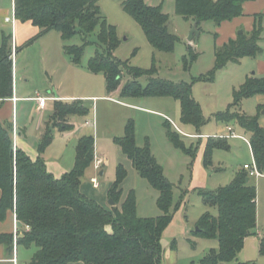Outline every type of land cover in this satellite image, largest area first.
<instances>
[{
    "label": "trees",
    "instance_id": "trees-1",
    "mask_svg": "<svg viewBox=\"0 0 264 264\" xmlns=\"http://www.w3.org/2000/svg\"><path fill=\"white\" fill-rule=\"evenodd\" d=\"M247 1L251 0H175V3L176 12L185 19H193L200 29L204 21L212 20L219 25L243 15L244 3ZM122 6L141 25L156 50H174L179 37L170 31V16L163 11L162 6L148 5L145 0H123ZM15 15L17 19L31 21L39 27V33L28 44L50 31H58L62 39L67 41L77 33L86 37L99 28V49L89 60L88 67L94 73H104L110 93L121 86L123 69L126 68L134 78L120 88L122 98L171 96L180 101L182 123L191 124L197 129L206 123L201 105L193 96L191 83L154 76L155 66L153 69L133 67L113 56L117 42L116 28L106 20L100 0H15ZM263 18V13L256 14L252 32H243L236 39L217 46L212 77L215 70L229 62H239L244 57H256L263 52L260 44L264 32ZM190 49L192 58H196L198 54L193 52L191 46ZM65 50L73 56L74 63H81L84 46L66 45ZM12 54V36H4L0 46L1 98L13 94ZM146 73L150 79L147 86L143 87L138 79ZM203 79L206 78H197ZM234 93V102L230 107L237 109L243 98L264 94V76L248 77ZM86 112L87 108L81 106V101H57L53 119L57 124L64 123L70 115ZM216 117L227 122L236 120L250 135L253 156L264 174V126L259 117L231 110L219 112ZM167 123L169 138L175 146L195 158L202 137H197V142L187 146L182 138L183 133L172 130L171 124ZM12 129V125L0 120V221L7 218L9 211L15 212L22 231L18 235V247H37L29 264H69L78 261L84 264H164L162 237L174 218V184L166 176L163 165L153 154L149 143L145 146L137 144L133 119L127 122L124 135L114 139L132 160L140 176L158 190L157 203L162 213L155 217L138 215L134 189L130 190L121 207L114 205L111 209L81 191L82 178L91 164L94 165L93 135L79 138L74 168L56 177L48 170L42 157L34 160L15 145ZM52 139V128H48L40 145L41 152ZM215 148H229L227 140L208 139L203 154V164L207 168L213 165L212 152ZM126 177L127 169L119 164L116 179L109 189V196L116 204L121 199L122 183ZM248 177L251 178L249 171L243 169L236 173L228 185L215 189L198 188L203 200L216 206L218 212L205 213L198 221L196 233L218 239L219 248L191 264H226L237 257L246 238L255 234L257 186L252 180L248 181ZM27 224L30 230L24 228ZM14 236L13 233L0 234V243L12 256ZM260 253L264 255V238L260 242ZM238 264L255 263L245 261Z\"/></svg>",
    "mask_w": 264,
    "mask_h": 264
},
{
    "label": "rangeland",
    "instance_id": "rangeland-1",
    "mask_svg": "<svg viewBox=\"0 0 264 264\" xmlns=\"http://www.w3.org/2000/svg\"><path fill=\"white\" fill-rule=\"evenodd\" d=\"M101 1L103 4L102 12L106 20L116 28L117 42L113 56L133 67L153 69L155 66L154 76L174 82L191 83L193 85V96L201 105L206 123L200 129L191 124L182 123L180 101L171 96L122 98L120 95H115L114 97H116L117 101L103 96L96 100V111H93V108L89 105L90 103L87 102L86 106L90 107V109L92 108L91 115L77 114L79 116L78 119L80 123L84 122L86 118H91L92 121L95 120L96 129L87 128L83 134H93L96 138L95 132L97 131V153L98 155L106 156L109 163L104 167L106 171L103 175H100L98 170L94 169L92 163L82 179L83 181H90V178L96 175L99 182L106 187L110 181L116 179L119 165L118 159L123 154V151L114 138L124 135L127 122L133 119L136 129V141L138 139L140 146H145L148 143L150 147L153 145L151 147V149H154L153 154L163 165L168 179L174 184L173 223L171 229L168 232L166 231L162 237L164 264L196 263L211 250L219 248L218 239L206 238L196 233L199 219L207 212L217 214L218 208L203 200L198 192L199 187L191 186V171L195 158L175 146L168 135L167 118L155 113V111L168 115L172 119L171 127L174 128L173 124L177 125L186 134L191 132L221 133L224 131L223 128L229 125L236 133L250 137L236 120L233 119L227 122L224 119H217L216 114L231 110L249 116H258L264 122V95L262 94L243 98L237 105V109L230 107L234 102V91L239 89L248 77L254 76L253 72L257 67L255 64L256 59L248 56L247 58H242L239 62H229L223 68L215 70L212 77V71L216 64V39L218 37L217 24L214 21H204L199 29L200 35L191 42L188 37L192 27L190 28L187 19L176 12L175 0H145L148 5L162 6L163 11L170 16V31L179 37V41L172 52L159 51L151 45L143 28L136 19L123 9V0ZM99 31V28H97L86 37L81 33H77L67 41L62 39L58 31H50L39 42H42L43 46L41 45V47L47 48L49 53L52 52L57 56L62 54L71 62H74L73 56L66 52L65 46H84L81 63L77 66L79 69L88 70L89 60L96 55L99 49ZM190 46L193 52L198 54L196 58H192ZM54 65L59 71L58 75L55 76V80L61 82L62 90L65 88L70 93H85V95L89 93L107 95L109 93L104 73L100 72L95 75L96 78L100 79L101 84V90L97 91V81L94 86L90 85L88 87L83 79H80L82 78L81 76L76 79L73 71L66 68V62L54 60ZM200 77L206 79L197 80ZM133 78L134 75L124 68L121 84L124 85ZM149 79L150 75L146 73L139 77L138 80L145 87ZM92 89L96 91L91 92L90 90ZM44 93L46 94L47 92L45 91ZM119 101L133 103L131 104L133 106L128 107ZM40 114L41 112H32L31 116L36 121ZM63 133L58 126L53 128L52 142L45 150L51 163L58 164L59 161V165L65 168L69 167L67 171H70L75 165L74 158L78 140L72 137L65 139ZM182 138L187 146L199 140L185 134H183ZM228 145L229 148L213 149V166L209 167L207 188L215 189L228 185L233 181L238 171L245 169L244 165L246 163L253 165L254 158L246 141L239 138L229 139ZM36 146H39V142ZM71 161L73 164L69 166ZM246 171L250 172V169H246ZM251 177L256 184L259 177L254 175ZM262 187V206L260 210L258 207L261 215L260 218L258 217V227L255 230V234L246 238L244 246L237 257L226 264H238V262L245 261L264 264V255L260 253V242L264 238V185ZM124 188H131L136 191L139 216L155 217L162 213L157 203L159 192L147 179L140 175H138L136 181L129 178ZM36 250L37 247L35 245L31 247L19 245L18 258L20 264L29 261Z\"/></svg>",
    "mask_w": 264,
    "mask_h": 264
},
{
    "label": "crops",
    "instance_id": "crops-1",
    "mask_svg": "<svg viewBox=\"0 0 264 264\" xmlns=\"http://www.w3.org/2000/svg\"><path fill=\"white\" fill-rule=\"evenodd\" d=\"M100 6L103 10V4L100 0ZM264 14V0H251L244 3V13L241 16L235 17L232 20L223 21L221 24L217 25V39L216 45L222 46L225 43L229 42L231 39H236L239 34L245 32L250 33L255 27L256 23V14ZM9 18V20H7ZM189 21L190 28L193 27L195 21L193 19H187ZM264 25V18L262 19ZM203 24V23H202ZM202 26V25H201ZM39 33V27L34 25L31 21H21L17 19L15 15V0H0V46L3 43L4 36H12V46H13V94L7 98L0 97V120L4 124L16 126L17 129V136H16V146L22 148L32 159H37L38 157H42L47 164V168L51 171L56 177H61L65 172H67V168L63 167L58 164H53L50 162V158L46 155L45 151H40V145L43 141V138L48 130V128H55L58 126L64 133V138H75L79 141V138L82 135H89L83 134L87 128H94L96 129V122L95 120L92 121L91 118H86L84 122H79L78 115L72 114L70 115L64 123L57 124L54 119V111L55 105L57 101H64V102H73V101H81V106L87 108L86 113H82L81 115L87 116V114L91 115V109L96 111V100L100 97H107L110 100L117 101L115 95H120V88L121 86L113 91L109 92L107 95H97L95 93H89L85 95V93L75 94L70 93L65 88L62 90L61 82H57L55 80V76L58 75V70L54 65L55 61H63L66 62L67 69L72 70L75 74L76 79L80 76L83 79L84 83L90 87V85H95L96 81L98 82L97 91L101 90L100 79L96 78L94 73L88 67V70L82 68H78V64L69 61L68 58H65L62 54L57 56L54 53H49L47 48L41 47L42 42H39L44 35L40 36L34 42L28 44L27 42L37 36ZM49 33V32H48ZM41 43V44H40ZM196 43V42H195ZM261 47L263 48V52L256 57V70L253 72L255 76L262 77L264 76V32L262 34V38L260 40ZM43 46V45H42ZM38 47V48H36ZM38 49V51H37ZM62 56V57H61ZM60 57V58H59ZM247 58V57H244ZM88 66V65H87ZM62 73V71H61ZM106 80V78H105ZM78 81V80H77ZM122 82V81H121ZM107 83V82H106ZM52 87V89H51ZM108 90V89H107ZM47 92L46 94L44 92ZM91 92H95V89L90 90ZM264 95V94H262ZM38 96H45L48 97L49 100L44 107L40 106L39 101L37 99ZM15 98V99H14ZM50 101V104H49ZM89 102L90 107L86 106V103ZM123 105L126 106H133L128 102L119 101ZM50 106V107H49ZM137 106V105H135ZM153 110V109H152ZM150 111V110H146ZM32 112H41L40 117L35 118L32 115ZM48 112V113H47ZM52 112V113H51ZM155 113L167 118V121L171 123L172 119L166 115L165 113H161L155 111ZM261 125L264 126V122L260 120ZM172 124V123H171ZM63 125V126H61ZM70 126V127H67ZM173 129L178 130L175 125L173 124ZM12 129V131H13ZM223 132L221 133H181L185 134L189 137H197L201 136V144L197 155L192 164V187H206L209 177L210 168H207L203 164V154L205 150L206 143L209 138H220L223 140L229 139H242L248 143L250 146L252 155L253 150L250 143V137H246L244 134L236 133V131L231 128V126L227 125V127L223 128ZM91 132V131H90ZM95 156H99L97 153V144H98V135L97 131L95 132ZM236 134L237 136H234ZM122 136V135H121ZM248 138V139H247ZM77 141V144H78ZM39 142V146H36ZM52 142V141H51ZM138 144V139H137ZM51 144V143H50ZM49 144V145H50ZM48 145V146H49ZM139 145V144H138ZM140 146V145H139ZM153 147V145H151ZM121 149V148H120ZM153 149V148H152ZM151 149V150H152ZM154 153V149L152 150ZM76 154H77V147H76ZM102 156V155H101ZM104 156V155H103ZM106 157V156H105ZM254 158V156H253ZM213 159V157H212ZM106 163L100 168L94 169L100 175L105 173L104 167L108 165L109 160L106 157ZM76 162V156L74 158ZM119 164H123L127 169V177L122 183V196L118 204V207H121L122 203L127 198L131 188L126 189L124 186L127 185V180L130 178L131 180H135L140 175L136 168L133 165V162L127 155L124 153L119 156ZM73 163H69L71 166ZM247 164V163H246ZM213 166V165H212ZM91 167V166H90ZM215 171V170H214ZM60 174V175H59ZM97 177L93 175L90 178V181H83L81 183V191L89 196L97 200L101 205L104 207L111 209L112 206L109 203V189L114 183L115 180L110 181L108 186H103L99 182V187H95L92 178ZM256 186H257V227H258V217L260 218L262 206L261 200V192L263 191L264 185V174L258 176ZM98 179V177H97ZM250 180L253 181L252 177ZM99 181V179H98ZM259 207V210H258ZM259 211V216H258ZM15 212L9 211L7 218L4 221H0V234L1 233H13L15 234L16 226L18 223L15 220ZM260 221V220H259ZM172 223L167 227L165 232L169 231L172 227ZM165 234V233H164ZM12 257V253L6 250L4 244L0 243V264H13L10 261ZM29 261L24 262L23 264H29ZM69 264H84L83 261L78 262H71Z\"/></svg>",
    "mask_w": 264,
    "mask_h": 264
},
{
    "label": "built area",
    "instance_id": "built-area-1",
    "mask_svg": "<svg viewBox=\"0 0 264 264\" xmlns=\"http://www.w3.org/2000/svg\"><path fill=\"white\" fill-rule=\"evenodd\" d=\"M7 20H9V18H7ZM15 99V98H14ZM38 101H39V104L40 106L44 107L46 105V103L48 102L49 98L48 97H45V96H38L37 97ZM175 127L181 131L177 125H175ZM182 132V131H181ZM234 136H237L236 134H233ZM12 136H13V140H14V143L16 142V136H17V129H16V126H14V129L12 131ZM16 145V144H15ZM106 157L105 156H95L94 158V167L96 169H100L105 163H106ZM253 166V167H252ZM250 165V164H245L244 165V168L245 169H250V175H254L256 177L262 175L263 173L259 170L258 166H257V162H256V159L254 158V161H253V165ZM92 182L94 184L95 187H99V181L97 179V177H94L92 178ZM15 220L17 222V217H15ZM26 230H30V225H25L24 227ZM22 231L20 230L19 226H16V229H15V236H14V246H13V256L10 258V261L13 263V264H20V261H19V258H18V244H17V239H18V235L21 233Z\"/></svg>",
    "mask_w": 264,
    "mask_h": 264
},
{
    "label": "water",
    "instance_id": "water-1",
    "mask_svg": "<svg viewBox=\"0 0 264 264\" xmlns=\"http://www.w3.org/2000/svg\"><path fill=\"white\" fill-rule=\"evenodd\" d=\"M199 35H200V31H199V29H198L197 23L195 22V23L193 24L192 30L190 31V35H189L188 38H189V40L192 42V41L195 40ZM247 180L250 181V177H248ZM109 203H110L111 205H116L115 201H114L112 198L109 199Z\"/></svg>",
    "mask_w": 264,
    "mask_h": 264
}]
</instances>
